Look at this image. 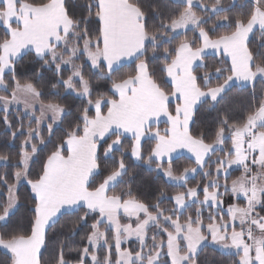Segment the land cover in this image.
<instances>
[{
	"label": "snow or ice",
	"instance_id": "6c2138e0",
	"mask_svg": "<svg viewBox=\"0 0 264 264\" xmlns=\"http://www.w3.org/2000/svg\"><path fill=\"white\" fill-rule=\"evenodd\" d=\"M243 7L0 0V264H264V0Z\"/></svg>",
	"mask_w": 264,
	"mask_h": 264
},
{
	"label": "trees",
	"instance_id": "16d2710c",
	"mask_svg": "<svg viewBox=\"0 0 264 264\" xmlns=\"http://www.w3.org/2000/svg\"><path fill=\"white\" fill-rule=\"evenodd\" d=\"M150 2V0H149ZM224 3L227 5L229 3V0H224ZM244 3L245 0H236V4H237V8L234 9V12H240L244 9ZM227 30V26H225V28H221L219 29V31L224 32ZM189 38H191L192 33H188ZM30 57H26L24 60V65L26 66V68L24 69L25 71H28L30 73L31 69L34 67V65H32L30 63ZM101 86H102V82H101ZM68 104H73L75 103V101L69 97L68 100L66 101ZM237 102L239 104H243L245 102L244 100V96H238L237 97ZM214 114H207L204 113L201 116V121L205 124L208 125L211 123L212 119H213ZM25 123H27V121H25ZM165 125L162 124L161 127H164ZM178 167H182V166H186V157H181L179 162H178ZM4 169L2 167H0V172H2ZM138 175H137V180L138 182L141 183L142 187H144L145 191H150L151 188V183H152V176L153 174L150 173V170L143 168V169H137L136 170ZM233 173L235 175L239 174V170H234ZM196 180H199V177H196ZM161 185L164 187L165 191H167L169 194L173 193L176 190V187L174 185H171L169 183H166L165 181H160ZM165 207H167V203H165L164 205ZM23 215V210H21L20 213H18V216H22ZM57 232H59L60 226L57 225ZM78 242V240L76 241ZM4 258V250L0 249V260H2ZM200 259L202 262H207V264H230L231 261V255L224 253L222 251H220L218 248H214L212 246H209L208 248H206L200 256Z\"/></svg>",
	"mask_w": 264,
	"mask_h": 264
},
{
	"label": "crops",
	"instance_id": "0c3cea01",
	"mask_svg": "<svg viewBox=\"0 0 264 264\" xmlns=\"http://www.w3.org/2000/svg\"><path fill=\"white\" fill-rule=\"evenodd\" d=\"M163 119H164V118H161V125L164 124V123H163ZM181 157H187V154H186V153H185V154H182ZM234 170H238V169H233V171H234Z\"/></svg>",
	"mask_w": 264,
	"mask_h": 264
},
{
	"label": "rangeland",
	"instance_id": "374dc122",
	"mask_svg": "<svg viewBox=\"0 0 264 264\" xmlns=\"http://www.w3.org/2000/svg\"><path fill=\"white\" fill-rule=\"evenodd\" d=\"M224 253L230 254V253H228V252H224Z\"/></svg>",
	"mask_w": 264,
	"mask_h": 264
}]
</instances>
